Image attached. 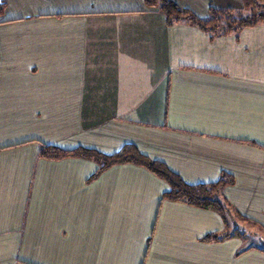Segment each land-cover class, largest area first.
Segmentation results:
<instances>
[{"label":"crops","instance_id":"1","mask_svg":"<svg viewBox=\"0 0 264 264\" xmlns=\"http://www.w3.org/2000/svg\"><path fill=\"white\" fill-rule=\"evenodd\" d=\"M200 17L243 0H173ZM0 16V264H264L214 209L165 199L148 168L93 177L134 144L264 232V23L214 36L145 0H6ZM250 221V222H251ZM249 222V221H247ZM252 223V222H251Z\"/></svg>","mask_w":264,"mask_h":264},{"label":"trees","instance_id":"2","mask_svg":"<svg viewBox=\"0 0 264 264\" xmlns=\"http://www.w3.org/2000/svg\"><path fill=\"white\" fill-rule=\"evenodd\" d=\"M145 1L150 6L158 7L167 16L170 24L187 22L211 32L214 36L239 33L245 27L264 23V0H243V8L247 13L238 9L212 7L207 17H200L191 9L182 7L173 0ZM6 7V0H0V16L4 14ZM40 155L49 159H62L70 156L91 159L98 164V169L93 177L113 165L122 163H134L148 168L169 184V189L163 195L165 199L214 209L221 214L225 223V230L207 234L203 238L205 241H219L233 235H242V229L240 226L235 225L233 220L235 217L251 221L249 218L244 217L224 196L223 190L225 187L235 182V178L227 172H223L217 181L191 184L171 170L165 163L142 153L134 144H125L120 150L111 154L94 148L63 149L55 145L42 144ZM251 222L257 225L256 222ZM259 246L264 249V243Z\"/></svg>","mask_w":264,"mask_h":264},{"label":"rangeland","instance_id":"3","mask_svg":"<svg viewBox=\"0 0 264 264\" xmlns=\"http://www.w3.org/2000/svg\"><path fill=\"white\" fill-rule=\"evenodd\" d=\"M242 12L247 13L244 8L240 9ZM235 225L240 226L242 229L241 234L245 235L247 239V244L249 246L252 245H261L264 243V232L257 228L253 223L247 222L241 217H235L234 219Z\"/></svg>","mask_w":264,"mask_h":264}]
</instances>
